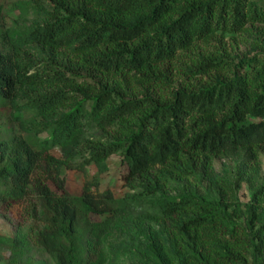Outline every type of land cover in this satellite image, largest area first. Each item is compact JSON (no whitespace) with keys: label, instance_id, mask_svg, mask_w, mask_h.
Listing matches in <instances>:
<instances>
[{"label":"trees","instance_id":"16d2710c","mask_svg":"<svg viewBox=\"0 0 264 264\" xmlns=\"http://www.w3.org/2000/svg\"><path fill=\"white\" fill-rule=\"evenodd\" d=\"M31 3L43 23L11 51L0 40V103L36 119L14 118L26 135L0 139V197L36 201L34 244L54 264H103L109 227L93 218L116 214L118 201L89 184L71 193L64 171L81 159L108 174L117 156L118 181L158 208L139 264H264V50L235 63L220 41L264 26V0ZM28 45L47 58L21 62ZM86 126L110 139L85 137ZM227 158L237 169L222 178L214 163ZM198 178L215 199L166 194ZM16 242L8 264H34Z\"/></svg>","mask_w":264,"mask_h":264},{"label":"rangeland","instance_id":"374dc122","mask_svg":"<svg viewBox=\"0 0 264 264\" xmlns=\"http://www.w3.org/2000/svg\"><path fill=\"white\" fill-rule=\"evenodd\" d=\"M31 2L32 0H0V40L7 41V44L3 45L6 51H11L13 42L19 38H25L31 29L45 20L43 13ZM219 39L221 38L218 37ZM220 41L226 54L238 63L251 57L253 52L264 50V26L251 28L249 32L242 35H227ZM215 46L213 42L207 51L216 49ZM21 51L19 57L21 62H24L27 57L43 60L48 56L40 47L30 45L23 47ZM178 80L181 82V77H178ZM203 82L204 80L194 83ZM16 117L29 122L35 119L30 113H14L9 105L0 103V139L9 140L26 135L19 123L14 120ZM83 134L92 139L105 141L110 139V134H104L99 129L88 126L84 128ZM48 137L49 134L45 133L39 138L44 141ZM51 153L57 158H64L61 147L53 148ZM237 161L238 158L216 160L214 168L217 175L222 178L233 177L236 173ZM120 163L119 157H113L109 161L110 173L101 174L94 165H82L83 160L79 159L76 166H81L83 169L64 171V173L67 175L68 188L73 194H79L81 187L86 184H89L93 191L98 189L99 192H104L110 189L115 194L118 212L111 216L93 218L94 221L106 223L109 227V232L104 236L99 251L103 264H139L141 259L136 257L135 252H139L146 246V241L152 232L159 231L153 220L158 208H155L154 203L149 200L133 197L138 196L140 191L130 190L118 181ZM262 169L264 175V155ZM190 193L206 199L216 197L209 191L207 183L199 178L189 182H172L166 190V194L172 197H183ZM239 198L243 203L249 201L248 185H244L240 190ZM41 228L43 225L39 221L37 203L32 197L20 204H4L0 197V254L4 258L1 264L9 263L13 250L16 248V240L23 242V246L18 248L19 255L29 258L34 264H54L49 256L34 244V237Z\"/></svg>","mask_w":264,"mask_h":264}]
</instances>
